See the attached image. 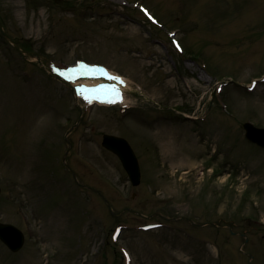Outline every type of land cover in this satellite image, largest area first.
Listing matches in <instances>:
<instances>
[{
  "label": "rangeland",
  "instance_id": "rangeland-1",
  "mask_svg": "<svg viewBox=\"0 0 264 264\" xmlns=\"http://www.w3.org/2000/svg\"><path fill=\"white\" fill-rule=\"evenodd\" d=\"M0 22L46 68L130 81L129 108L87 107L0 36V222L25 237L0 264H264V150L242 130L264 128V0H0ZM104 134L132 147L137 187Z\"/></svg>",
  "mask_w": 264,
  "mask_h": 264
},
{
  "label": "water",
  "instance_id": "water-1",
  "mask_svg": "<svg viewBox=\"0 0 264 264\" xmlns=\"http://www.w3.org/2000/svg\"><path fill=\"white\" fill-rule=\"evenodd\" d=\"M246 137L261 146H264V130H257L250 125H244ZM102 145L115 153L122 163L133 185L139 183V171L134 155L126 142L121 139L104 136ZM0 240L11 250L16 251L22 245L21 235L11 226L0 224Z\"/></svg>",
  "mask_w": 264,
  "mask_h": 264
},
{
  "label": "bare ground",
  "instance_id": "bare-ground-1",
  "mask_svg": "<svg viewBox=\"0 0 264 264\" xmlns=\"http://www.w3.org/2000/svg\"><path fill=\"white\" fill-rule=\"evenodd\" d=\"M67 81H68V83L69 84H71L72 83V81L70 80V79H67ZM100 81H98V80H92V79H88V78H86V79H83V80H81V81H77L76 82V84H83V85H86V86H93V85H95V84H97V83H99ZM70 87H72V85H70ZM77 99V98H76ZM115 98H112L109 102H111V101H113ZM106 103H108V102H106ZM97 105V104H96ZM103 105H105V103H103V104H101V103H98V105L97 106H103ZM105 107V106H104ZM132 149V148H131ZM132 151H133V149H132ZM135 155V154H134ZM136 157V156H135ZM136 160H137V162H138V159H137V157H136ZM138 165H139V163H138ZM139 172H140V168H139ZM140 175H141V172H140Z\"/></svg>",
  "mask_w": 264,
  "mask_h": 264
}]
</instances>
